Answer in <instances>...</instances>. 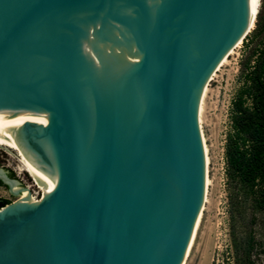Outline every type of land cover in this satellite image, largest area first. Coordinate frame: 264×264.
<instances>
[{
  "label": "water",
  "instance_id": "95a60500",
  "mask_svg": "<svg viewBox=\"0 0 264 264\" xmlns=\"http://www.w3.org/2000/svg\"><path fill=\"white\" fill-rule=\"evenodd\" d=\"M254 1L0 0V142L43 185L35 201L0 169L17 195L0 264H181L205 187L198 98Z\"/></svg>",
  "mask_w": 264,
  "mask_h": 264
},
{
  "label": "rangeland",
  "instance_id": "374dc122",
  "mask_svg": "<svg viewBox=\"0 0 264 264\" xmlns=\"http://www.w3.org/2000/svg\"><path fill=\"white\" fill-rule=\"evenodd\" d=\"M247 34L227 56L208 82L198 122L208 152L207 199L195 239L184 264H264V213L252 195L225 172L224 144L231 129L232 101L244 83L243 63L250 59L260 36L252 38L256 24L264 21V0ZM252 39V40H250ZM252 62H249L251 64ZM0 169L35 198L42 191L31 176L19 169L17 153L0 146ZM0 197L15 200L4 186ZM19 198V195H18Z\"/></svg>",
  "mask_w": 264,
  "mask_h": 264
},
{
  "label": "trees",
  "instance_id": "16d2710c",
  "mask_svg": "<svg viewBox=\"0 0 264 264\" xmlns=\"http://www.w3.org/2000/svg\"><path fill=\"white\" fill-rule=\"evenodd\" d=\"M257 36L252 59L242 65L244 83L232 101L224 158L228 180L240 183L264 213V21L252 31V38ZM8 202L0 197V207Z\"/></svg>",
  "mask_w": 264,
  "mask_h": 264
},
{
  "label": "bare ground",
  "instance_id": "6f19581e",
  "mask_svg": "<svg viewBox=\"0 0 264 264\" xmlns=\"http://www.w3.org/2000/svg\"><path fill=\"white\" fill-rule=\"evenodd\" d=\"M259 4H260V0H255L254 1V7H253V12H252V16H251V19H250V24H249V28L251 27L254 19H255V16L257 15L258 13V8H259ZM249 31V29H248ZM243 38V37H242ZM240 38L234 45L233 47H231V49H229V51L220 59V61L217 63V65L215 66L214 70L210 73L207 81L205 82L203 88H202V91L200 93V96L198 98V107H197V124H198V128H199V131H200V134H201V137H202V141H203V149H204V158H205V171H206V177H205V187H204V192H203V197H202V202H201V207H200V211H199V215H198V219H197V223H196V227H195V230L193 232V235L191 237V240L189 242V245L187 247V250L185 252V255L183 257V260L181 262V264H184L185 262V259L187 258L189 252H190V249L193 245V242H194V239H195V235H196V232H197V228L199 226V223H200V220H201V215H202V209L204 207V203L207 199V188H208V185H209V178H208V152H207V146H206V143H205V139H204V136H203V133H202V130L200 128V124L198 122V116L200 115V109H201V104H202V100H203V96L205 94V91L207 89V85H208V82L210 81V79L212 78V76L214 75V73L217 71V69L222 65V63L226 60L227 56L229 55V53L236 47L238 46V44L240 43L241 39ZM0 146H3L5 147L6 149H10V150H14L16 151L17 153V159H18V162H19V169L20 170H23V171H26L32 178V181L33 183L39 188L41 189V191H43V185L42 183L40 182V180L38 179V177L36 176V174L34 173V171L32 170V168L30 167V165L28 164V162L26 161V159L23 157V155L20 153V151L14 147V146H11V145H8V144H5L3 142H0ZM15 186V185H14ZM29 192V190H28ZM29 195H30V198L33 199V200H37V198H35L32 193L29 192ZM22 197L21 194H19V198Z\"/></svg>",
  "mask_w": 264,
  "mask_h": 264
},
{
  "label": "flooded vegetation",
  "instance_id": "af4514ba",
  "mask_svg": "<svg viewBox=\"0 0 264 264\" xmlns=\"http://www.w3.org/2000/svg\"><path fill=\"white\" fill-rule=\"evenodd\" d=\"M0 186H4V187H6L5 185H3V184H0ZM7 189V188H6Z\"/></svg>",
  "mask_w": 264,
  "mask_h": 264
},
{
  "label": "built area",
  "instance_id": "2783aa9c",
  "mask_svg": "<svg viewBox=\"0 0 264 264\" xmlns=\"http://www.w3.org/2000/svg\"><path fill=\"white\" fill-rule=\"evenodd\" d=\"M35 197V196H34Z\"/></svg>",
  "mask_w": 264,
  "mask_h": 264
}]
</instances>
